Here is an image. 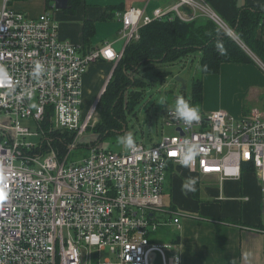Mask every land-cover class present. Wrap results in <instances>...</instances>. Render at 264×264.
Returning <instances> with one entry per match:
<instances>
[{
    "label": "built area",
    "instance_id": "obj_1",
    "mask_svg": "<svg viewBox=\"0 0 264 264\" xmlns=\"http://www.w3.org/2000/svg\"><path fill=\"white\" fill-rule=\"evenodd\" d=\"M10 1L2 0L0 9V63L11 75L10 84L0 85V118L12 121H0V264H154L155 251L162 253L164 264H175L154 244L152 234L180 224L175 215L163 220L161 211L168 168L181 164L186 139L201 148L191 166L198 173L218 175L222 181L240 178L248 165L264 182V113L257 108L240 118L220 109L201 111V119L191 126L175 120L168 110L163 122L175 128V134H164L150 146L136 142L135 150L94 147L81 161L69 163L81 136L97 120L100 99L84 117L88 68L101 59L116 66L124 51L105 43L83 52L82 45L61 38L52 11L31 17L13 9ZM52 8L57 10L54 3ZM115 16L122 23L125 48L140 40L141 27L154 21L204 16L230 30L231 38L252 55L205 0H172L151 15L130 7ZM38 61L47 71L36 79L31 72ZM259 66L264 72V62ZM28 90L31 99L25 95ZM49 115L57 128L75 134L63 159L45 138L43 125ZM21 119L34 120L40 132L22 125ZM39 135L38 142L31 139ZM106 251L110 256L103 260Z\"/></svg>",
    "mask_w": 264,
    "mask_h": 264
},
{
    "label": "crops",
    "instance_id": "obj_2",
    "mask_svg": "<svg viewBox=\"0 0 264 264\" xmlns=\"http://www.w3.org/2000/svg\"><path fill=\"white\" fill-rule=\"evenodd\" d=\"M205 1L232 28L230 22L239 10L238 0ZM171 3L172 0H122L115 5H101L82 0L72 12L67 11L68 9H57L52 14L60 23L61 38L82 45L83 52L94 50L105 43H112L121 52L125 51L122 35L120 38L98 39L97 32L101 22L112 19L119 21L115 12L121 10L120 5H123L122 10L136 7L151 15L155 8H167ZM51 4L53 2L50 0L10 1L13 9L21 10L31 17L50 10ZM260 4H264V0H246L245 3L248 7ZM183 10L188 13L191 9L183 7ZM203 17L198 16L196 20ZM87 19L95 20L97 27L89 42L85 41L84 36ZM121 30L122 28L120 33ZM258 36L264 40V20ZM242 42L248 47L243 40ZM241 47L251 55L246 48L242 45ZM251 52L253 61L224 62L218 73L204 75L203 101L199 105L202 107L201 111L219 110L223 100L220 98H224L222 90L227 85L228 89L237 93L240 101L236 106L223 110L237 118L250 114L255 108L264 113V72L259 66L261 59L252 50ZM197 53L201 56L200 51ZM191 54L183 58L184 62ZM198 65L200 68L199 61ZM114 67L113 62L102 59L92 63L83 79V93L96 90L99 92L96 100L99 99ZM243 101H248L247 107ZM190 178L196 180L195 191H187L182 187ZM164 189L162 219L172 220L174 215L180 217L179 225L168 224L152 234L154 244L164 251L167 260L174 261L175 264H264V182L255 171L245 170L240 178H226L221 181L218 175H203L193 167L186 168L175 164L168 168ZM159 232L160 235H157ZM164 244L171 252L165 250ZM156 252L164 264L160 251L153 252L152 257Z\"/></svg>",
    "mask_w": 264,
    "mask_h": 264
},
{
    "label": "trees",
    "instance_id": "obj_3",
    "mask_svg": "<svg viewBox=\"0 0 264 264\" xmlns=\"http://www.w3.org/2000/svg\"><path fill=\"white\" fill-rule=\"evenodd\" d=\"M81 1L70 0V9L67 11L72 12ZM120 9H124L123 5H120ZM263 20L264 4L253 7L245 5L239 7L237 15L230 23L239 37L264 62V40L258 36ZM95 29V20L87 19L84 25L85 41L89 42V38L95 34ZM140 31V40L132 41L125 48L105 92L100 96L97 110L101 113V118L94 130L97 139L94 137L90 143L79 142L78 147L82 144L90 148L98 147L100 140L124 132L126 112H133L143 96V91H131L135 86H143L144 81L136 77L143 67L174 64L198 51L201 52L199 63L203 75L218 73L224 62L253 61L251 55L239 43L224 35L225 31L208 17L191 21L179 17L164 18L141 27ZM217 44H222V49L218 48ZM128 92L129 100H126L124 96ZM202 101L203 79L196 78L192 83L191 103L200 105ZM51 116L45 120L44 130L58 156L63 159L62 153L68 151L69 144L74 140V133L70 130L50 132L48 127L52 123ZM245 170L253 171L248 165L244 167Z\"/></svg>",
    "mask_w": 264,
    "mask_h": 264
},
{
    "label": "rangeland",
    "instance_id": "obj_4",
    "mask_svg": "<svg viewBox=\"0 0 264 264\" xmlns=\"http://www.w3.org/2000/svg\"><path fill=\"white\" fill-rule=\"evenodd\" d=\"M92 4H101V5H115L120 3L122 0H87ZM124 1V0H123ZM2 0H0V9L2 8ZM53 6V4H51ZM53 11L54 9H50ZM44 11V10H43ZM64 11H60L62 13ZM60 24V23H59ZM122 28V23L112 19L101 22L98 28V36L100 40L105 38H120L121 33L120 29ZM97 30V27H96ZM200 55L199 53H193L187 59H184L181 62L175 64H160L155 66H150L149 68L143 67L136 77L141 81H144L143 86H135L131 91H143V96L140 102L137 104L135 110L132 112H126V122L124 132L117 135H110L107 138L100 140L98 147L106 150H113L115 152L126 151L122 146L116 143L117 138L124 133H132L136 142H142L147 146H150L152 142H156L162 139L163 135H173L175 134V128L167 127L163 122V119L168 111L167 105L171 104L173 99L177 95H182L191 102L192 98V83L196 78H203L204 75L200 71L198 61ZM187 60V62H186ZM261 61V60H260ZM177 76L183 78L185 82H182L177 79ZM84 87V84H83ZM228 86L225 85V89L222 90L224 98L220 104V110L228 109L229 107L236 106L240 101L237 93L232 91ZM84 90V88H83ZM204 91V85H203ZM98 91L91 90L89 93L86 91L84 93V117L89 113L90 109L96 102L98 96ZM124 98L129 100V92L125 94ZM166 101L165 105H161V100ZM220 102V101H219ZM36 102L34 101V104ZM243 104L247 107L248 101ZM35 108V107H34ZM202 108V107H200ZM225 111V110H224ZM232 111V110H231ZM234 116V115H233ZM236 116V115H235ZM101 118V113L97 110V120L93 122L88 130L81 136L79 142L81 143H90L92 139H97V135L94 130L96 125L99 123ZM52 120V119H51ZM0 121L3 124L11 125L12 121L10 118L1 117ZM21 124L28 126L31 131L40 132L38 124L32 119H21ZM50 132L56 130H62L57 128L52 120L51 126L48 127ZM45 133V130H44ZM46 138L48 135L45 133ZM57 137H60L57 135ZM95 137V138H94ZM75 138V134H74ZM34 141H39L41 135L34 136L31 138ZM51 142V146L55 149L52 144L51 139H48ZM48 143H46L47 145ZM92 144V143H91ZM49 146V145H48ZM94 147V146H93ZM56 150V149H55ZM91 148L82 144V146L74 149L70 154L69 163H75L84 159L87 155L90 154ZM62 153V151H61ZM63 158L67 155V151L62 153ZM160 235V232L157 234ZM165 250L171 252L169 247L164 244ZM110 253L106 251L103 254V260L106 257H109ZM152 260L155 264H163V260L158 252L154 253Z\"/></svg>",
    "mask_w": 264,
    "mask_h": 264
},
{
    "label": "clouds",
    "instance_id": "obj_5",
    "mask_svg": "<svg viewBox=\"0 0 264 264\" xmlns=\"http://www.w3.org/2000/svg\"><path fill=\"white\" fill-rule=\"evenodd\" d=\"M224 35H227L229 37L232 36V32L230 30L225 31ZM218 48L222 49V44H217ZM112 54L109 53V56ZM47 69L41 62H36L33 65V69L31 72V75L33 78L39 79ZM11 83V75L9 72V69L6 65L0 63V85H6ZM25 95L31 99L32 92L31 90H28ZM18 100H22L23 97L18 96ZM161 105H165L166 101L163 99L161 100ZM34 106V105H33ZM168 110L172 113V116L175 120L181 122V124H186L191 126L195 122H199L201 119V108L198 104L191 103L188 99H186L182 95H177L171 104L167 105ZM116 143L120 146H122L125 150H135L136 147V141L133 137V134L128 132L120 135ZM201 148L198 144L194 143L190 140H184L182 141V151L180 154V163L183 167L191 168L192 162L195 160V158L200 154ZM195 184L196 180L195 178H190L188 181L185 182V184L182 186L183 189L187 191H195ZM2 195V194H0ZM248 255L247 253L245 254Z\"/></svg>",
    "mask_w": 264,
    "mask_h": 264
},
{
    "label": "water",
    "instance_id": "obj_6",
    "mask_svg": "<svg viewBox=\"0 0 264 264\" xmlns=\"http://www.w3.org/2000/svg\"><path fill=\"white\" fill-rule=\"evenodd\" d=\"M53 2L58 10H66L70 7V0H50ZM246 3V0H238V7L244 6ZM177 79L185 82V80L179 76H177ZM109 82V81H108ZM180 130V128H178Z\"/></svg>",
    "mask_w": 264,
    "mask_h": 264
},
{
    "label": "bare ground",
    "instance_id": "obj_7",
    "mask_svg": "<svg viewBox=\"0 0 264 264\" xmlns=\"http://www.w3.org/2000/svg\"><path fill=\"white\" fill-rule=\"evenodd\" d=\"M99 99H100V97H99ZM92 148H94V147H92ZM92 148H91V149H92Z\"/></svg>",
    "mask_w": 264,
    "mask_h": 264
}]
</instances>
